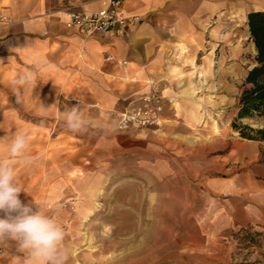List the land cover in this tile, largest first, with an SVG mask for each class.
Returning a JSON list of instances; mask_svg holds the SVG:
<instances>
[{
  "label": "crops",
  "instance_id": "0c3cea01",
  "mask_svg": "<svg viewBox=\"0 0 264 264\" xmlns=\"http://www.w3.org/2000/svg\"><path fill=\"white\" fill-rule=\"evenodd\" d=\"M77 5L87 10L97 6L90 0H0V159L9 158L14 133H32L31 127H18L12 120L20 115L56 114L50 94L60 105L80 100L99 103L117 114L153 84L164 97L162 126L180 122L182 127L173 129L190 132L201 120V101L209 98L210 82L222 81L226 65L239 66L246 47L255 57L247 13L264 10V0H125L124 14L142 18L137 27L126 36L86 38L65 27V9ZM26 70L33 72L34 85L14 88L12 81ZM195 128L213 141L191 138L183 145L174 141V147L206 154L205 170L216 173L206 174L200 187L206 209L202 219L220 230L264 227V163L257 164L264 142L243 138L234 142L227 157L223 153L208 157L212 149L223 146L228 129ZM46 146L41 133L39 140H30L31 162H10L23 189L22 202L49 212L52 204L33 201L61 192L66 177L72 175L50 171L41 150ZM153 178L161 179L159 169ZM54 179L55 184H50ZM87 211L91 207L78 204L66 217L74 220ZM26 259L15 241L0 245V264H25Z\"/></svg>",
  "mask_w": 264,
  "mask_h": 264
},
{
  "label": "rangeland",
  "instance_id": "374dc122",
  "mask_svg": "<svg viewBox=\"0 0 264 264\" xmlns=\"http://www.w3.org/2000/svg\"><path fill=\"white\" fill-rule=\"evenodd\" d=\"M239 59V66L226 65L222 70L221 82H210L209 98L201 101V120L190 132L173 129L182 127L180 122L120 132L113 109L80 100L60 105L52 94L50 106L56 114L20 115L12 120L18 127H31L30 140H39L43 134L47 146L41 150L48 157L50 171L72 175L66 177L61 192L33 201L52 204V211L46 213L66 232L68 264H264V227L220 230L203 220L206 209L200 187L206 174L216 173L205 170L206 154L193 155L184 146L174 147V141L183 145L191 138L213 141L195 128L212 127L213 119L228 130L223 146L212 149L208 157L217 153L227 157L235 141H245L231 123L254 58L246 47ZM79 103L85 105L88 125L85 131L72 132L63 112ZM241 123L258 128L264 126V119H242ZM258 155L259 165L264 163V146ZM156 169L160 180L153 178ZM70 203L73 212H68ZM78 204L91 211L68 219Z\"/></svg>",
  "mask_w": 264,
  "mask_h": 264
},
{
  "label": "clouds",
  "instance_id": "9594fccd",
  "mask_svg": "<svg viewBox=\"0 0 264 264\" xmlns=\"http://www.w3.org/2000/svg\"><path fill=\"white\" fill-rule=\"evenodd\" d=\"M34 82L33 72L26 70L12 85L17 88ZM84 113L85 105L81 103L64 109L66 127L72 132L85 131L88 120ZM29 144L27 130L14 133L8 144L9 158L0 159V245L15 241L18 250L27 256L25 264H68L69 249L64 245L66 232L61 223L40 206L34 210L30 203L20 199L23 189L10 160L31 162L27 154Z\"/></svg>",
  "mask_w": 264,
  "mask_h": 264
},
{
  "label": "built area",
  "instance_id": "2783aa9c",
  "mask_svg": "<svg viewBox=\"0 0 264 264\" xmlns=\"http://www.w3.org/2000/svg\"><path fill=\"white\" fill-rule=\"evenodd\" d=\"M97 6L87 10L81 5L68 6L65 11V27L86 38L103 34L126 36L137 27L142 18L138 15H126L123 12L125 0H90ZM164 97L156 85L147 92L135 97L131 104L116 114V129L131 132L162 124ZM70 210L74 204L68 205Z\"/></svg>",
  "mask_w": 264,
  "mask_h": 264
},
{
  "label": "trees",
  "instance_id": "16d2710c",
  "mask_svg": "<svg viewBox=\"0 0 264 264\" xmlns=\"http://www.w3.org/2000/svg\"><path fill=\"white\" fill-rule=\"evenodd\" d=\"M247 26L255 47L254 64L245 74L238 97L237 114L231 125L242 138L264 142V126L254 128L241 123L242 119H264V10L249 11Z\"/></svg>",
  "mask_w": 264,
  "mask_h": 264
},
{
  "label": "bare ground",
  "instance_id": "6f19581e",
  "mask_svg": "<svg viewBox=\"0 0 264 264\" xmlns=\"http://www.w3.org/2000/svg\"><path fill=\"white\" fill-rule=\"evenodd\" d=\"M212 126L214 127V129H215L216 131L218 130V127H217L216 122H213Z\"/></svg>",
  "mask_w": 264,
  "mask_h": 264
}]
</instances>
